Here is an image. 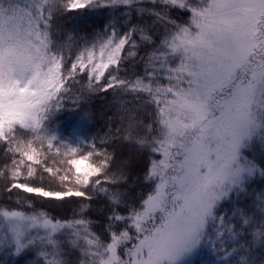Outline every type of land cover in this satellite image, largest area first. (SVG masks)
Masks as SVG:
<instances>
[{"label": "snow or ice", "instance_id": "6c2138e0", "mask_svg": "<svg viewBox=\"0 0 264 264\" xmlns=\"http://www.w3.org/2000/svg\"><path fill=\"white\" fill-rule=\"evenodd\" d=\"M101 8L121 10L120 19L135 15L138 22L121 32L125 26L110 21L69 68L54 39L55 17ZM173 10L187 12L188 20L176 23ZM158 24L165 35L142 58L144 74L123 78L125 57L136 55L132 37L154 45ZM85 72L88 91L132 97L117 101L120 123L112 136L149 154L145 180L153 187L138 205L122 189L128 165L113 171L107 152L77 158L76 146L62 154L57 148L66 157L58 161L62 167L46 163L57 141L46 122L62 106L70 82H78L77 73ZM158 73H166L167 83ZM257 147L264 151V0H0V179L8 192L61 202L82 198L79 211L60 220L23 210L27 197L22 201L17 193L19 209L0 208V253L35 251L46 264H187L204 244L221 247L224 236L236 235L218 209L257 173L264 176L251 157ZM93 156L98 160L85 164ZM101 196L109 206L107 240L85 215ZM254 238L264 244V224ZM74 252L75 262L69 259ZM221 254L227 264L228 250Z\"/></svg>", "mask_w": 264, "mask_h": 264}, {"label": "trees", "instance_id": "16d2710c", "mask_svg": "<svg viewBox=\"0 0 264 264\" xmlns=\"http://www.w3.org/2000/svg\"><path fill=\"white\" fill-rule=\"evenodd\" d=\"M23 3V0H20ZM150 7L151 5H143ZM123 12L119 9L101 8L98 10L80 9L72 12H63L58 14L54 19L55 41L63 47L64 55L68 58L66 63L70 68L72 57L78 54L85 44H91L98 38L102 37L105 31V25L110 21H114L125 27H118V30L126 31L129 21L132 24L138 22L135 15H131L127 19H120ZM171 18L179 24L185 23L189 14L184 11L173 10ZM150 22V21H149ZM154 45H146L139 37L134 35L132 39L136 42L137 48L134 49L135 56H126L120 75L123 78L133 79L135 76L144 74L145 63L142 58L147 53L153 51V48L159 45L164 38L165 27L163 24L155 26L151 33ZM131 45L125 46V52ZM98 52V49H97ZM125 54L122 53V56ZM111 68L109 69V71ZM107 71L105 76H107ZM164 83L166 73H158ZM78 82H70L71 91L68 92L62 100V106L55 111L50 120L46 122V127L54 132L57 141L54 147L47 153L48 159L46 163L54 169L62 167L58 161L66 159L62 155H58L56 149L59 148L60 153H64L69 148L71 140L68 139L80 137L85 140L84 144L77 147V158L80 155H87L88 152L95 151L97 153L107 152L112 155L111 169L115 171L124 168L128 175V180L122 189L132 198V202L139 204L142 197H146L152 190L153 183L145 180V172L148 168L149 154L147 152L136 153L132 148L123 143H118L113 139L112 133L119 126L118 100H131L130 96H115L112 90L105 92H90L87 90L88 78L87 73H77ZM103 83V80L101 81ZM131 106H134L131 105ZM153 111L150 106L147 112ZM142 118L147 122L150 117L142 112ZM258 144V142H257ZM46 147V144H45ZM258 168H264V151L259 147L251 152ZM17 158H19L17 156ZM98 157L93 156L86 163L97 161ZM4 156L3 149L0 148V166L3 165ZM30 163V162H29ZM37 172L41 171L40 166H35ZM66 167V166H65ZM22 169L20 182H23ZM74 171V170H73ZM45 176L49 175L44 173ZM38 183L33 181L32 185ZM6 181L0 179V208L19 209L20 202L17 201V193H21V200L24 201L23 210L32 212H46L49 216L60 220H67L73 217V214L79 211L77 201L82 198H66L65 202L50 200L38 197L35 194L22 193V190L12 189L11 192L5 191ZM30 185V186H32ZM107 186V185H105ZM45 187H49L47 182ZM50 187L57 189L55 183ZM27 203L33 205L32 208L26 207ZM264 203V176L259 173L253 177L246 185L245 190L240 193H234L229 199L225 200L218 212L225 216L233 227L236 228V235L224 236L220 242L221 247H213L210 244H204L198 249L196 256L190 260V264H225V257L221 254L224 249L228 250L229 256L227 264H264V244L259 238H254L258 226L264 224L261 216L264 210L261 204ZM109 214V206L103 196L93 199L90 202V208L85 213L86 217L91 221L92 230L101 235L105 240L108 239L104 232L106 217ZM249 219L251 226H243V219ZM251 245V248H249ZM65 247L67 245L65 244ZM79 253L74 252L69 259L75 262ZM46 264L44 258L40 257L35 251H31L22 256H15L9 253H0V264Z\"/></svg>", "mask_w": 264, "mask_h": 264}, {"label": "rangeland", "instance_id": "374dc122", "mask_svg": "<svg viewBox=\"0 0 264 264\" xmlns=\"http://www.w3.org/2000/svg\"><path fill=\"white\" fill-rule=\"evenodd\" d=\"M70 140H71V144H72V145H70L69 148H71V147H73V146H78V145H80V144H84V142H85V140H83V139L80 138V137L72 138V139H68V141H70ZM85 164H87V163L85 162ZM83 167H84V165H82V168H83ZM197 251H198V250H197ZM197 251H196L191 257L188 258V260H187V264H190V260L193 259V258L196 256Z\"/></svg>", "mask_w": 264, "mask_h": 264}]
</instances>
